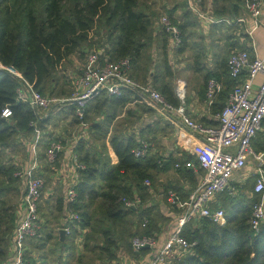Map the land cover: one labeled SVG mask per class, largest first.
Here are the masks:
<instances>
[{
    "label": "trees",
    "instance_id": "trees-1",
    "mask_svg": "<svg viewBox=\"0 0 264 264\" xmlns=\"http://www.w3.org/2000/svg\"><path fill=\"white\" fill-rule=\"evenodd\" d=\"M66 2L69 5H65ZM33 3H35L34 0H0V62L19 71L34 88L46 94L50 93L49 95L67 93L69 91V88L66 87L67 81L62 78L65 73L61 74L59 71L65 68V60L80 45L84 42H87L88 45L93 44L91 36L95 34L98 25H101L106 29V46L103 49L106 55L110 59L129 55L131 65L144 73L149 64L152 65V59L150 60L147 50L150 48L153 39H156L157 46H159V59L154 63L152 83L168 101L175 105L180 102L172 82L162 79L165 75L172 76L173 74L169 59L170 52H168L167 47L168 35L162 27L155 36L153 35L154 12L148 8L145 10L141 6L140 0H43V5L39 11L35 10ZM185 7V20L183 22H180V19L177 21L178 18L170 13V9H166L167 15L180 27L181 42L175 49L176 53H181L187 49L188 26L195 23L192 19L198 18L188 8L187 0H185ZM210 12L214 15L223 14L218 13L217 10H210ZM235 27L237 26L234 24H226L225 26L227 32H232ZM241 32L242 35L250 39L242 29ZM233 49H247L250 57L254 56L253 47L249 45H237V48ZM230 52L219 61L220 70H207L205 74V88L209 77H215L222 81V84L224 83L223 88L210 105L214 111H219L222 108L229 91L239 81V79L230 76L228 72L227 57ZM244 73L245 70H243L242 75ZM131 75L138 79V76L132 72ZM19 84L20 78L15 73L0 67V112L6 104H9L12 109L11 116L5 118L0 115V146L2 148L10 142L13 143L19 131L33 132V125L30 122L36 119V114L31 105L16 99V87ZM134 96L138 98L133 91L126 88L122 89L119 94H108L101 91L87 101L88 106L85 107L84 117L86 119L89 110L96 113L108 105V102L109 105H122ZM184 100L186 101V95ZM40 121H38L39 126L41 125ZM76 122H78L77 118ZM217 123L218 121L215 119L210 124L215 125ZM96 126L100 127V125ZM142 138L150 142V139ZM48 140L43 142L41 138L43 146L50 143ZM110 141L117 160L114 164H111L100 153L91 151L93 142L89 143V141L81 138L73 146L78 160L84 163L85 167L79 169L80 174L75 185L76 199L68 203L64 192L63 196H60L55 203V210L59 216L62 213L64 223H69L70 232L66 239H71L70 244H68L69 241L68 243L60 242L62 250L63 248L68 249V252L65 259H62V255L59 254V264H71L73 258H75V264H95L88 261V254L90 253L75 256L72 237H74L77 227L90 226L92 229H98L102 226L101 217L95 219L93 218V211H89L90 206L94 204L98 196L106 202V205L103 201L101 203L104 215L112 222H121L128 214H136L137 227L128 233L130 249H132L130 239L133 235L147 234L156 237L155 232L158 231V228L148 207L139 208L138 205L136 208L132 206L123 207V200L120 197L130 196L132 190L130 185L122 183L121 179L128 172H132L136 178L145 180L150 176L148 170L164 166V160L162 156L150 155L151 144L148 153L143 156H135L132 148L138 145L139 140L133 136L126 137L114 134ZM252 146L256 150L264 148V126L256 132L252 139ZM197 163L199 166L198 160ZM14 165L0 164V176H2L0 194L2 191L5 193L14 188L15 195L19 197L20 202L23 189L17 188L18 178L13 174ZM199 168L201 172H204L201 166ZM98 173L104 181L102 190L93 187ZM149 183L144 181L145 185ZM219 193H225L229 197L234 196L227 191ZM3 195L6 198L5 200L0 198V223L7 222V232L3 235L0 229V264L7 255L11 230L13 228L14 232L15 224L18 221L16 203L8 202L6 204L9 195ZM253 196L251 202L249 201L248 204H242L239 207L240 210H236V206L232 209L223 207L226 217L223 224H218L206 216L185 221L181 227V234L188 240H193L194 244L180 255L174 256L170 264H264V219L260 222L257 230L252 229L249 223L252 206L258 200L259 194L254 191ZM67 204L78 213L76 220L68 221ZM168 205L170 206L169 203ZM44 208L45 206L38 201V213L43 228L44 224L48 223L49 214ZM56 218L58 219V216ZM94 221H98V223L95 224ZM51 236V234L43 236V233L28 236L25 244L30 237L32 240L42 241L48 240ZM104 241L106 252L104 251V254L101 255L111 259L114 254L111 253L110 248L112 244L115 246L116 242L107 233L104 235ZM92 250L96 251L95 248ZM84 255H87L88 258L84 259ZM95 256H99L97 251ZM36 257L31 249L26 248L24 250L25 264H48L43 257H38V259Z\"/></svg>",
    "mask_w": 264,
    "mask_h": 264
},
{
    "label": "crops",
    "instance_id": "crops-1",
    "mask_svg": "<svg viewBox=\"0 0 264 264\" xmlns=\"http://www.w3.org/2000/svg\"><path fill=\"white\" fill-rule=\"evenodd\" d=\"M201 5L211 11L217 10L218 13H223L217 16L233 17L244 13L242 0H202ZM177 7H180V12L176 10ZM168 9H170V13L173 16L178 18L177 21H179V19L180 22L185 20V0L180 2V6L173 5ZM228 14L233 16H229ZM155 16L154 14V36L161 29L159 16ZM261 16L264 17V0ZM192 20L195 23L188 26V47L186 50L181 53H176L175 49L171 50L169 43H167L173 74L172 76L165 75L162 79L169 80L174 87L176 86V80L180 79L181 83H184V90L186 93L185 110L187 114L202 123L210 124L215 121V115L218 111H214L204 100L205 74L207 70H220L219 61L221 58L228 54L233 48H237V45L245 44L251 47L253 45V53L255 52L264 58V26L258 27L254 31L252 39H249L242 35L241 28L237 24H234L237 26L235 30L227 32L228 30L225 28V22L207 23L196 17ZM80 47L81 46L77 49ZM158 50L159 46H157V40L153 39L150 48L147 50V53L150 55V60L152 59V65H150L151 63L149 64L145 73L131 65L130 73L132 72L137 75L138 79L142 82L152 83L154 63L159 59ZM82 65L79 64V67L76 68L78 73L81 71ZM160 72L162 73V70ZM68 73L72 79L78 74L69 69ZM72 79L71 88L73 85ZM261 79L262 75L257 74L254 80V86H257ZM66 86L70 88V82L69 85L66 83ZM67 93L57 95L61 97L67 95ZM107 104L108 105H105L96 113L93 110H89L88 114L91 115L92 118H90V120L86 119L88 124L83 128L76 122L73 104L70 103H64L57 109H49L47 116L39 119L41 120L42 141L44 142L46 139H49V143L50 141L58 140L63 144V148L57 152L55 162L50 167H45L46 180L42 187L44 195H42L41 192L39 202L41 205L45 206L44 210H47L49 214L48 223L44 224V228L41 224V231H43H40V234L43 233V236L51 234L52 236L48 239L51 240L53 239V235L58 232V238L61 243H68V241V244L71 243L70 238L66 239L70 230L66 228L67 224H64L62 213L61 216H59L55 210V203L60 196H63V191L65 192V181L75 174L71 156V151H74L73 146L75 142L81 138L89 141V143L93 142L91 151L100 153L111 164H114L117 160L110 139L114 134H118L126 137L133 136L136 140L144 139L142 137L150 139V155L162 156L164 160L163 164L165 165L170 161L166 166L164 165L160 168L157 167L148 170L150 173V178H146L150 181L148 185L144 184L145 180L136 178L132 172H128L127 175L121 179L122 183L130 185L131 187L132 193L128 198L135 201V204L131 206L136 208L138 205L139 208H149L150 215L158 228V231L155 232V239L156 245H159L170 231L178 225L179 217H181L183 213L182 208L174 209L168 205L166 189L169 187L175 189L180 197L185 199L189 192L195 189L201 182L203 172H201L198 166L196 153L191 146L188 147L184 145V141L181 134L179 135L176 125L171 122L166 115L157 112L149 103L135 98L134 96V98H130L129 101L122 105H109V102ZM87 106L88 102L85 107ZM96 125H100L102 128H98ZM27 134L28 133L23 130L19 131L15 136L14 142L10 144V146L14 148L15 141L18 140L21 144L18 145V152H22L26 160L29 158L30 154V140L25 138L28 137ZM32 134H34V131L29 133L30 137ZM20 135L21 137L17 138ZM189 138L194 145H199L200 140L196 135H191ZM42 141L38 150L39 158L42 157L45 152L42 149ZM46 146H43V148L45 149ZM93 146H96V148H93ZM26 150H28L29 154L25 152ZM77 172V175L80 174L79 170ZM254 181L255 160L249 156L247 164L243 168L234 171L229 180L230 185L236 189L235 192L231 194L234 196L229 197L225 193H216L210 201V206H220L225 209H232L236 206L235 209L240 210L239 207L242 206V204H248L254 194ZM44 187L45 191H43ZM93 187L97 190H102L104 187V181L99 173L96 175ZM18 198V201H16L17 218L20 216L19 205L17 206L19 202ZM120 199H122V197H120ZM102 201L104 205H106V202L100 196L96 197L95 202L102 203ZM122 204L124 207L125 205L123 202ZM56 216H58V219ZM196 217L198 216H194L193 218ZM96 218L99 219L98 217H95V219ZM57 220H59V222H57ZM100 220H102V226L98 229H92L90 226L76 228L75 235L72 237L73 249L76 257L82 253H90L88 254V261L95 264L108 262L117 264H140L151 258L154 248L143 247L139 251L134 252L129 247L128 233L134 231L137 227L136 214H128L124 218V221L121 222H112L105 215H103ZM60 228L65 229L63 237L60 235ZM106 233L116 242L115 246L112 244L110 248L111 253L114 254V257L111 259L107 258L105 255H101L102 253L104 254L105 251L104 235ZM12 241L13 238L10 240L8 252L5 259L1 262L2 264H11V255L13 254ZM26 248L31 249L35 254V251L29 248L27 244L25 249ZM92 248H95L97 253H99L98 257L95 256L96 251L92 250ZM51 252L52 251L48 252V256L51 255ZM67 252L68 249L63 248L62 250V245L58 247V253L62 255V259L66 257ZM54 256L56 257V255ZM94 257L95 260L93 259L91 261L90 259ZM36 258L38 259V256ZM86 258H88L87 255H84V259ZM74 260L75 258H73L71 264H75ZM48 264H59V262Z\"/></svg>",
    "mask_w": 264,
    "mask_h": 264
},
{
    "label": "built area",
    "instance_id": "built-area-1",
    "mask_svg": "<svg viewBox=\"0 0 264 264\" xmlns=\"http://www.w3.org/2000/svg\"><path fill=\"white\" fill-rule=\"evenodd\" d=\"M202 0H187V6L203 22H225L237 24L251 39L254 31L264 26L263 0H242L244 13L233 17L217 16L209 9L201 5ZM162 29L167 33L171 50L176 49L181 42L180 27L167 14L159 17ZM253 47V45H252ZM0 67L6 68L20 78V84L16 87V99L27 102L35 111L36 119L30 123L33 125V137L30 141V160L23 166H19L13 172L23 183V194L19 202L20 216L14 227L11 264H25L23 254L25 240L28 236L39 235L41 222L38 213V201L40 199L44 179L42 176L39 145L42 137V129L38 125L40 118L47 116L51 108H60L64 103L74 106V115L81 128L88 123L85 119V105L89 99L101 91L108 94H119L122 89H130L140 99L149 103L157 112L166 115L173 122L184 145L192 147L196 153L199 166L204 170L200 184L189 192L185 199L179 193L168 188L166 198L170 206L183 209L182 216L176 227L170 231L167 237L156 245V239L151 235H134L131 238V248L139 251L145 245L154 248L151 258L140 264H166L176 255L194 244L181 234L183 223L194 216H206L212 221L223 224L226 221L223 207H212L210 201L216 193L227 191L235 192L229 180L234 171L243 168L247 164L248 157L255 160V181L253 189L259 194L252 206L249 223L252 229L257 230L264 219V148L257 151L252 146V139L256 132L264 126V58L254 52L251 58L247 49H233L227 57L229 75L239 81L231 88L222 108L216 113L217 124H204L190 117L185 110L184 83L176 80V94L180 102L175 105L151 82H142L130 73L131 57L129 55L110 59L102 48L87 52L81 71L73 79L71 94L67 96H52L34 88L22 74L12 66L0 62ZM243 70L245 73L242 75ZM257 74L262 79L257 86L254 80ZM243 76V77H242ZM223 88L222 82L209 77L205 88V103L211 105L217 94ZM41 111H44L41 113ZM12 109L9 104L1 108L0 115L9 117ZM197 136L199 145H194L190 136ZM63 148L58 140L50 141L45 150L46 160L53 163L57 152ZM150 142L140 139L138 145L132 148L135 156H143L148 153ZM72 165L75 170L73 177L65 181V196L68 203L76 199L75 185L79 174L77 171L85 167L78 160L77 153L71 151ZM149 183L148 179H145ZM125 206L135 204V201L122 197ZM68 221L78 218V213L68 204L66 205ZM69 224V223H68ZM66 228H69V225Z\"/></svg>",
    "mask_w": 264,
    "mask_h": 264
},
{
    "label": "rangeland",
    "instance_id": "rangeland-1",
    "mask_svg": "<svg viewBox=\"0 0 264 264\" xmlns=\"http://www.w3.org/2000/svg\"><path fill=\"white\" fill-rule=\"evenodd\" d=\"M181 1L182 0H140V3H141V6L144 9L148 8L151 12H154V14L156 16L160 17L161 14H168L166 9H168L169 7H171L173 5L174 6L175 5L176 6H180V2ZM34 2L35 3H33V4H34V7H35V10L39 11L41 9L42 5H43V0H34ZM65 5H69L68 2H66ZM148 9H145V10H148ZM176 10L178 12H180V7H177ZM91 41L93 42L92 45H88L87 42H84L82 44L83 46L80 45L81 47L79 49H77L75 52H73L69 56V58L65 60V62H64V67L65 68L63 70L59 71L61 74L65 73L62 78L67 81L68 85H69V82H70V88H69V86H66V87L69 88V92L67 93V95H70L71 94V90H72V88H71V79H72V77L68 73V69L70 71H72V72H77L78 73L76 68L79 67V64L82 65V63L85 60V57H86L88 51L96 49V48H98V49L99 48H102V49L105 48V46H106V29L104 27H102L101 25H98V27L95 30V34H93L91 36ZM85 46H87V47H85ZM51 95L52 96H58L57 94H51ZM67 95H64V96H67ZM44 111H46L47 113L49 112V110H47V109L44 110ZM44 111H41V113H43ZM90 118H92V116L87 114L86 119L90 120ZM27 136L28 137H25V138H27L28 140L31 141L32 137H33V134L30 137V135L28 133ZM20 137H21V135L19 137H17V138H20ZM10 144H11V142L7 146H4L3 148L0 147V164H2V163H4L5 165L15 164L14 165V167H15L14 171H15L17 167L25 165L26 164L25 162L28 163V161L30 160V154H29L28 150L25 151L27 154H29V158L26 160V159H24V154L22 152H18L19 151L18 150V145H21L18 142V140L15 141L14 148L11 147ZM93 148H96V146H93ZM42 149L45 151L46 147L44 149L43 146H42ZM19 154H21V155H19ZM40 158H41L40 159V164H41V170H42L41 173H42V176H43V179H44V183H45V180H46L45 167H47V166L50 167L54 162L53 163H49L46 160L45 152H44V155L42 157H40ZM19 160H20V162H19ZM20 163H22V164H20ZM16 177L18 178V180H17L18 187L17 188L19 190H21V189H23L22 180L18 176H16ZM1 180H2V176H0V187L2 186L1 185V183H2ZM64 189H65V183H64ZM43 191H45V187L43 188ZM63 193H64V191H63ZM3 194L9 195V198L6 199V204L8 202L13 204V203H16V201H18L17 200L18 196L15 195L14 188L9 189L5 193L2 191V193L0 194V198H3L5 200L6 197ZM42 195H44L43 192H42ZM253 198H254V196H253ZM253 198H252V200H253ZM89 211H93V213H94L93 218H95V217H98V218L101 217L102 218L103 215H104L103 205L100 202H95L94 204H92L90 206V208H89ZM60 216H61V214H60ZM94 223L96 224V223H98V221H94ZM6 226H7V222H1L0 223V229L2 230L1 232H2L3 235L7 232ZM13 234H14V232H13V228H12L11 234H10V239L11 240L13 238ZM32 236H34V235H32ZM58 237H59L58 232H57V234L53 235V239H51V240H42V241L39 240L38 241V240H32V237H30V238L27 239V245H28L29 248H32L35 251V255H37L39 258L43 257L44 260L47 261V263H55V262H58V257L57 256L59 255L58 247L60 246V241H59ZM45 241H46V243H45ZM130 241H131V239H130ZM9 244H10V241H9ZM25 247H26V244H25ZM49 251L53 252V253L51 252L50 256H48V252ZM54 255H56V257ZM11 256L13 258V254ZM92 259L95 260V257L92 258ZM172 259H170L166 264H170Z\"/></svg>",
    "mask_w": 264,
    "mask_h": 264
},
{
    "label": "water",
    "instance_id": "water-1",
    "mask_svg": "<svg viewBox=\"0 0 264 264\" xmlns=\"http://www.w3.org/2000/svg\"><path fill=\"white\" fill-rule=\"evenodd\" d=\"M60 235L61 237H63L64 233H65V229L64 228H60ZM145 247H149V245H145Z\"/></svg>",
    "mask_w": 264,
    "mask_h": 264
}]
</instances>
